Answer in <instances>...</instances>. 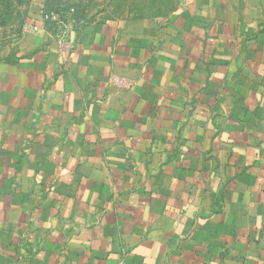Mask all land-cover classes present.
I'll list each match as a JSON object with an SVG mask.
<instances>
[{
	"label": "crops",
	"instance_id": "0c3cea01",
	"mask_svg": "<svg viewBox=\"0 0 264 264\" xmlns=\"http://www.w3.org/2000/svg\"><path fill=\"white\" fill-rule=\"evenodd\" d=\"M0 13V264H264V0Z\"/></svg>",
	"mask_w": 264,
	"mask_h": 264
},
{
	"label": "rangeland",
	"instance_id": "374dc122",
	"mask_svg": "<svg viewBox=\"0 0 264 264\" xmlns=\"http://www.w3.org/2000/svg\"><path fill=\"white\" fill-rule=\"evenodd\" d=\"M120 1L122 0H0V13L6 18H20L40 8L64 12L73 9V18L87 19L88 16L97 17L106 13Z\"/></svg>",
	"mask_w": 264,
	"mask_h": 264
},
{
	"label": "built area",
	"instance_id": "2783aa9c",
	"mask_svg": "<svg viewBox=\"0 0 264 264\" xmlns=\"http://www.w3.org/2000/svg\"><path fill=\"white\" fill-rule=\"evenodd\" d=\"M41 13L45 20L52 21L56 24L57 29L60 32V40L62 42L67 41L72 24L71 19L69 17L70 14L61 15L58 12L48 11L46 9H42Z\"/></svg>",
	"mask_w": 264,
	"mask_h": 264
},
{
	"label": "trees",
	"instance_id": "16d2710c",
	"mask_svg": "<svg viewBox=\"0 0 264 264\" xmlns=\"http://www.w3.org/2000/svg\"><path fill=\"white\" fill-rule=\"evenodd\" d=\"M46 10H48V9H46ZM48 11H55V12H58L59 14H61V15H68V14H70V16L72 17V15L74 14V10L72 9V10H70V12H64V11H59V10H48Z\"/></svg>",
	"mask_w": 264,
	"mask_h": 264
}]
</instances>
